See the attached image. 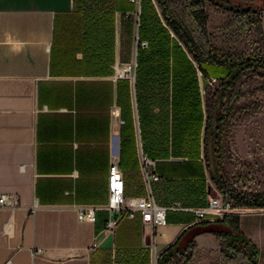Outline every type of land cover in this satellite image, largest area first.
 Returning a JSON list of instances; mask_svg holds the SVG:
<instances>
[{
	"label": "crops",
	"instance_id": "0c3cea01",
	"mask_svg": "<svg viewBox=\"0 0 264 264\" xmlns=\"http://www.w3.org/2000/svg\"><path fill=\"white\" fill-rule=\"evenodd\" d=\"M138 9L131 0H0V195L16 194L21 204L0 210V264H158L197 225L193 214L170 211L158 227L138 215L112 233L104 229L116 216L105 209L113 161L127 197L147 194L140 145L162 176L154 186L161 205L201 207L211 194L203 145L196 160L174 154L171 86L151 123L153 86L136 88L137 68L134 80L115 76V67L137 61ZM91 12L113 15L93 38V21L83 19ZM192 184H202L199 199ZM79 207L96 208V221H80Z\"/></svg>",
	"mask_w": 264,
	"mask_h": 264
},
{
	"label": "trees",
	"instance_id": "16d2710c",
	"mask_svg": "<svg viewBox=\"0 0 264 264\" xmlns=\"http://www.w3.org/2000/svg\"><path fill=\"white\" fill-rule=\"evenodd\" d=\"M206 1L243 18L250 12H256L250 7L234 6L224 2L218 5L212 0H188L181 11L176 0H141L139 40L146 41L148 47L142 49L138 45L136 88L148 84L153 86L147 111L151 123H154L155 114L152 110L157 100L164 104L167 102L165 87L171 86L170 113L174 154L176 157L196 160L200 157L203 145L204 159L208 167H211L210 159L214 154L220 165L221 152L232 116L230 107L242 96L237 84L243 77L251 74L264 79V58L244 51H231L213 46L205 29ZM88 17L90 19H87ZM102 18L112 25L113 15L110 13L91 12L83 15L85 25L93 21L95 33H89L91 35L89 37L100 36ZM258 29H261L260 25ZM199 73L206 92L205 101L202 99ZM213 80L218 87L210 93L209 82ZM261 88L264 90V84ZM137 101L139 105V96ZM138 109L142 126L143 116L140 107ZM161 117L164 119L165 133L163 138H160V145L162 141L166 142L167 112L163 111ZM154 137L156 140V136ZM143 151L153 159L145 145ZM218 170L219 167L215 172ZM211 179L215 186L222 190L223 198L233 201L242 208L241 213L264 207V193L243 194L236 190H226L223 188L222 177L216 180L211 173ZM201 186L202 184L190 186L194 197L200 196ZM229 220L233 221V225L225 224ZM217 222L223 223V227L196 233L185 245H182L184 239L182 236L160 255L158 264H167L174 257V253L179 252L180 246L183 249L190 248L194 243V237L202 233H211L220 241L222 257L219 264H257L259 251L239 230L238 217L230 216ZM198 225L191 226L190 230Z\"/></svg>",
	"mask_w": 264,
	"mask_h": 264
},
{
	"label": "rangeland",
	"instance_id": "374dc122",
	"mask_svg": "<svg viewBox=\"0 0 264 264\" xmlns=\"http://www.w3.org/2000/svg\"><path fill=\"white\" fill-rule=\"evenodd\" d=\"M176 1L180 11L188 3V0ZM213 1L250 7L256 12H250L243 18L206 1L205 29L210 43L220 49L244 51L264 58V10H262L264 0ZM263 84L264 79L252 74L238 82L237 88L242 96L230 107L232 116L221 152L220 165L215 154L210 159L213 177L216 180L222 177L223 188L226 190H236L243 194L264 193V90L261 88ZM209 86L210 93H213L218 84L214 82ZM218 167L219 170L215 172ZM208 184L211 195H222V190L218 189L210 178ZM234 207L237 209L239 230L257 247L259 251L257 264H264V208L241 213L240 206L234 203ZM232 222L229 220L225 224L233 225ZM222 227L223 223L216 221L201 223L192 229L186 238L184 237L182 245H185L195 232ZM221 249L220 241L215 235L203 233L198 235L190 248L183 249L180 246L179 252H175L167 264H219L222 257Z\"/></svg>",
	"mask_w": 264,
	"mask_h": 264
},
{
	"label": "built area",
	"instance_id": "2783aa9c",
	"mask_svg": "<svg viewBox=\"0 0 264 264\" xmlns=\"http://www.w3.org/2000/svg\"><path fill=\"white\" fill-rule=\"evenodd\" d=\"M131 2L138 6L139 16L141 0H131ZM137 42L142 49L148 47L146 41H140L138 38ZM136 68L137 61L121 67H115V76L117 78L134 80ZM139 157L141 161V173L147 190V194L144 197H127L126 183L118 161H113L110 165L108 175V204L105 209L115 213L116 216L106 221L104 225L106 232H114L122 222L128 219H135L138 215L142 224H150L154 227L165 225L167 214L170 211L191 213L197 224L217 222L226 217L237 216V209L234 207V203L231 200L223 198L220 194L215 196L208 194L205 204L201 207H186L179 203L171 206L161 205L157 201L154 191V186L162 181V176L157 172L156 161L143 151L141 145L139 147ZM20 207V200L16 194L5 193L0 195V210L13 211ZM38 207L39 205L36 201L30 207L31 213H34ZM78 219L80 221L95 222L96 208L79 207ZM154 250L155 255H157L156 247Z\"/></svg>",
	"mask_w": 264,
	"mask_h": 264
},
{
	"label": "water",
	"instance_id": "95a60500",
	"mask_svg": "<svg viewBox=\"0 0 264 264\" xmlns=\"http://www.w3.org/2000/svg\"><path fill=\"white\" fill-rule=\"evenodd\" d=\"M202 231H204V230H202ZM202 231L195 232L194 234H196V233H200V232H202ZM194 234H193V235H194ZM193 235H192V236H193Z\"/></svg>",
	"mask_w": 264,
	"mask_h": 264
}]
</instances>
